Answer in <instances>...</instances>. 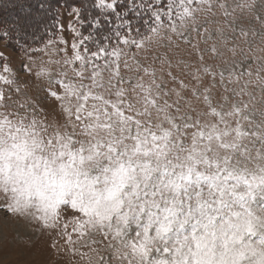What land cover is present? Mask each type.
<instances>
[{
    "label": "snow or ice",
    "instance_id": "obj_1",
    "mask_svg": "<svg viewBox=\"0 0 264 264\" xmlns=\"http://www.w3.org/2000/svg\"><path fill=\"white\" fill-rule=\"evenodd\" d=\"M122 3L23 80L0 52V211L87 264H264V0Z\"/></svg>",
    "mask_w": 264,
    "mask_h": 264
},
{
    "label": "rangeland",
    "instance_id": "obj_2",
    "mask_svg": "<svg viewBox=\"0 0 264 264\" xmlns=\"http://www.w3.org/2000/svg\"><path fill=\"white\" fill-rule=\"evenodd\" d=\"M12 1L13 0H3V2H0V10H2V16L4 15L3 18H5V16L10 17L8 18L10 27H14L18 30L21 29L19 25L24 22L25 17L29 18L28 21L31 22V25L35 23L41 27V16L49 15L46 8L47 5H51L55 2L59 4V1L62 2V0H23L15 3ZM66 1L71 2V4H78L80 1L84 2L83 0ZM9 2L12 3L9 4ZM87 3L93 7L92 3ZM123 3H125V0H123ZM122 4L121 7H124ZM74 7L77 6L72 5L70 8L65 6L59 7L58 23L56 24L55 29L53 27V30L55 31H53V33L51 32L52 36L47 40L44 41L42 38L40 42L42 41L43 43L37 41L39 42V45L37 46L24 47L23 49L20 46V49L16 50V43L13 42L12 46L7 40H5V38H0V52H3L5 56L8 57V63L10 64L12 71L17 73L21 80L27 78V72L24 71L22 67L24 63L30 64L33 71H36L39 69L43 61L50 58H59L55 51L60 47L59 39L61 36L70 38L73 35L69 25L82 32V26L76 22L75 14H70V10ZM3 12L5 14H3ZM60 25H63V32L60 31ZM16 35L21 39L22 37L24 38L22 34ZM0 37H2L1 28ZM50 39L57 41V43L49 46L47 50L40 51L45 49V45ZM86 44L93 50L96 47L95 45L91 46L89 41H86ZM33 49H36L37 51L33 52ZM49 53H51V55ZM29 56L33 57L34 62L29 61ZM29 83H31V80H29ZM0 202H2V194H0ZM68 215H72V213H69ZM54 238L58 240L59 249L51 247ZM73 239H75V236H73ZM80 251L86 252L88 250L80 249ZM0 264H87V261L86 258L85 260H81L78 255H73L72 246L66 245L63 238L49 236L47 232L39 229L38 224L6 214L4 211H0Z\"/></svg>",
    "mask_w": 264,
    "mask_h": 264
},
{
    "label": "trees",
    "instance_id": "obj_3",
    "mask_svg": "<svg viewBox=\"0 0 264 264\" xmlns=\"http://www.w3.org/2000/svg\"><path fill=\"white\" fill-rule=\"evenodd\" d=\"M13 1L15 3V2H21L23 0H13ZM83 1L84 2H82V1L78 2V4H74V3L71 4V2H69V1L67 2L66 0H62V2L59 1V4H57L55 2L51 5H47L46 8L49 12V15L48 16H45V15L41 16V18H40L41 27L35 23L31 25V22L28 21L30 26L25 27L23 29V31L21 29L18 30L14 27H10L9 20H8V18H10V17L5 16V18H3L4 15L2 16V14H1L2 10H0V28L2 29V33L6 29L11 32V35L8 38H5V40H7L12 46H13V42L16 43L15 44L16 50H19L20 46L22 47V49L24 47H31V46L34 47V46L39 45L38 43L40 42V40L42 38L45 41L48 38H50V36H52L51 32L53 33V31H55V30H53V27L55 29V26L58 23V9H59V7L65 6V7L70 8V7H72V5H76L77 7H79L81 9V19L84 21V23L81 24L82 32L85 35H88L89 33H93L96 38H100L104 33L109 31L110 26H109L108 22L106 20H104V17L105 16H111V14L108 12H105L104 10L96 8L94 6L95 0H83ZM0 2H3V0H0ZM12 2H9V4ZM87 2L92 3L93 7H91L90 4L88 5ZM127 3H128L127 0H125V3L122 4V6H124V7H121V10L125 9V7L127 6ZM3 14H5V13L3 12ZM130 17H131V14H130ZM93 18H100L104 24V27L100 30H94V28L91 25V21ZM111 19H112L113 23H116L114 16H111ZM8 25H9V27H8ZM137 26L141 27L142 32L145 31V29L142 25V22H141V24H138ZM16 34H22L24 36V38L22 37V39H21ZM37 41H39V42H37ZM89 42L91 43V46L95 45L94 41H89ZM40 43H43V42L41 41Z\"/></svg>",
    "mask_w": 264,
    "mask_h": 264
}]
</instances>
